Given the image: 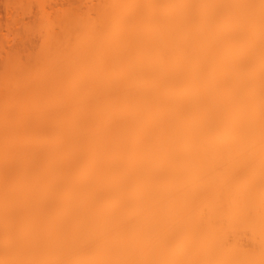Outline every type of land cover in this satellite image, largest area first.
I'll return each mask as SVG.
<instances>
[{"label":"bare ground","instance_id":"6f19581e","mask_svg":"<svg viewBox=\"0 0 264 264\" xmlns=\"http://www.w3.org/2000/svg\"><path fill=\"white\" fill-rule=\"evenodd\" d=\"M59 28L0 73V264H264V0Z\"/></svg>","mask_w":264,"mask_h":264},{"label":"rangeland","instance_id":"374dc122","mask_svg":"<svg viewBox=\"0 0 264 264\" xmlns=\"http://www.w3.org/2000/svg\"><path fill=\"white\" fill-rule=\"evenodd\" d=\"M98 1L0 0V73L10 53L17 49L25 53L28 48L42 46L48 28L60 31L66 14L86 12Z\"/></svg>","mask_w":264,"mask_h":264}]
</instances>
